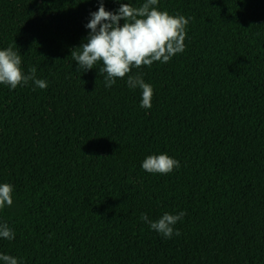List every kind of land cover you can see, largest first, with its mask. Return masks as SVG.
<instances>
[{
    "label": "trees",
    "instance_id": "16d2710c",
    "mask_svg": "<svg viewBox=\"0 0 264 264\" xmlns=\"http://www.w3.org/2000/svg\"><path fill=\"white\" fill-rule=\"evenodd\" d=\"M138 7L143 0H104ZM99 0H0V49L32 82L0 84V183L13 186L0 254L19 264H264V0H158L189 19L185 50L105 87L71 51ZM123 23V20L120 21ZM166 153L180 167L142 169ZM182 220L165 238L140 219ZM0 264H3L0 261Z\"/></svg>",
    "mask_w": 264,
    "mask_h": 264
},
{
    "label": "clouds",
    "instance_id": "9594fccd",
    "mask_svg": "<svg viewBox=\"0 0 264 264\" xmlns=\"http://www.w3.org/2000/svg\"><path fill=\"white\" fill-rule=\"evenodd\" d=\"M158 0H143L138 7L120 2L115 11L106 10L104 0H99V7L91 12L88 23L90 29L80 51H71V56L79 68L84 71L93 69L102 63L99 72L104 75L105 87H112L117 79L127 77L129 89L141 90L140 106L151 108L153 89L142 78L141 73L131 74L133 68L151 67L154 62L167 63L177 53L185 50L186 26L190 18L183 15H170L158 10ZM123 20L121 24L120 21ZM29 82L40 89L47 88V81L36 77V68L30 67L27 74L21 67V55L10 45L0 49V84L15 89ZM148 173L166 175L179 168V161L166 153L148 155L141 164ZM13 186L0 183V210L11 206ZM185 213H163L158 219L150 221L141 213L140 219L148 223L152 230L165 238L179 236L174 229ZM14 231L6 223L0 224V238L13 240ZM3 264H19L11 255L0 254Z\"/></svg>",
    "mask_w": 264,
    "mask_h": 264
}]
</instances>
